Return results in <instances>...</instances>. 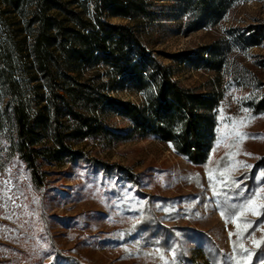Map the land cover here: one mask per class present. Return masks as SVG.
Listing matches in <instances>:
<instances>
[{
    "label": "rangeland",
    "instance_id": "1",
    "mask_svg": "<svg viewBox=\"0 0 264 264\" xmlns=\"http://www.w3.org/2000/svg\"><path fill=\"white\" fill-rule=\"evenodd\" d=\"M34 1L0 0V264H264V0H117L127 17L105 10V22L139 38L143 55L132 56L219 96L211 152L194 165L153 135L125 140L131 124L105 104L94 116L111 135L66 139L74 154L42 164L39 189L5 88L9 75L47 98L32 89L45 83L31 56ZM96 1L53 0L47 16L92 20ZM126 70L83 61L74 76L114 103L153 102L152 82L138 92Z\"/></svg>",
    "mask_w": 264,
    "mask_h": 264
},
{
    "label": "trees",
    "instance_id": "2",
    "mask_svg": "<svg viewBox=\"0 0 264 264\" xmlns=\"http://www.w3.org/2000/svg\"><path fill=\"white\" fill-rule=\"evenodd\" d=\"M51 3L53 0H35L31 20L35 24L31 56L45 81L32 89H36L34 94L37 89H45L47 98L40 93L39 100L35 101L28 85L9 75L5 77L15 145L33 185L37 189L44 186L42 164L61 161L74 154L66 139L81 141L111 135L94 116L97 108L105 104L117 106L118 115L131 124L130 131L123 135L125 140L153 135L171 144L173 150L190 163L204 165L212 148L211 134L219 96H207L195 88L182 87L172 79L166 67L155 60L145 65L132 56V51H140L143 55L139 38L128 27L112 25L102 19L105 10L113 16H128L130 8L122 7L117 0H97L92 20L70 13L73 18L67 26L47 16L50 9L56 8ZM83 61L91 66L103 62L112 68V74L122 76L129 73L126 69L131 66L134 77L125 80L133 79L132 88L138 92H144L150 84L147 81H151L156 89L154 101H150L146 93L147 100L137 107L130 103H114L105 95H92L86 82L74 76L75 66ZM43 101L48 104L39 107ZM59 117L71 122L66 133L59 127ZM47 136L51 145L43 141Z\"/></svg>",
    "mask_w": 264,
    "mask_h": 264
},
{
    "label": "snow or ice",
    "instance_id": "3",
    "mask_svg": "<svg viewBox=\"0 0 264 264\" xmlns=\"http://www.w3.org/2000/svg\"><path fill=\"white\" fill-rule=\"evenodd\" d=\"M247 167V166H246ZM262 175H264V174H262ZM251 203V202H250ZM254 211V214H255V210H253ZM222 215H223V213H222ZM238 227H239V225H237ZM254 243H256L257 245L259 244V241H254ZM249 255H251V254H249Z\"/></svg>",
    "mask_w": 264,
    "mask_h": 264
}]
</instances>
